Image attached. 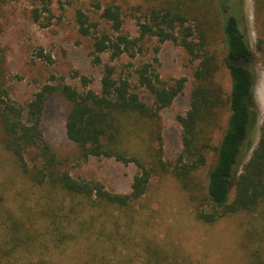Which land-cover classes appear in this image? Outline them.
Instances as JSON below:
<instances>
[{"label": "rangeland", "instance_id": "obj_1", "mask_svg": "<svg viewBox=\"0 0 264 264\" xmlns=\"http://www.w3.org/2000/svg\"><path fill=\"white\" fill-rule=\"evenodd\" d=\"M49 9L45 11V6ZM156 0H0V46L4 57V81L11 98L24 106L34 93L46 83H67L79 91L85 88L100 90L102 65L91 62V38L77 30L75 13L78 9L97 23L100 32L113 35L110 23L101 17L103 8L116 5L121 11L120 33L129 37L138 35L139 24L148 21ZM242 27L254 58L249 64L253 72V99L256 117L245 142L244 163L259 137L264 118V0H241ZM40 13L34 21L32 10ZM222 38L217 34L209 49L221 56ZM159 47L155 52L154 47ZM50 60L38 56V51ZM142 53L130 57L121 55L112 60L110 52L103 53V63L117 68V74H132L131 84L141 97L149 95L136 82L134 70L142 63H150L160 80L169 85L185 77V87L172 104L160 113L161 156L174 163L180 149L179 125L176 114L188 108L192 71L197 61L170 40L158 42L156 36L146 34ZM262 52V53H261ZM85 77L84 85L81 77ZM214 80L229 89L227 71L220 66ZM149 100V99H148ZM65 103L51 97L42 118L44 136L62 164L77 178L93 179L111 192L129 190L137 168L131 162L121 163L113 158H78L77 149L64 130ZM227 113L220 116L214 128V143L225 126ZM140 126V125H137ZM140 133L138 137L136 133ZM128 155L151 163L153 152L159 146L150 137L143 123L136 132H129L121 141ZM207 165L197 169L195 177L200 196L205 194ZM241 167V166H240ZM239 167V168H240ZM44 191L21 176L11 155L0 144V212L9 211L15 217L30 223L38 238L29 250L16 251L12 259L25 264H252L253 252L264 258V202L249 212L224 216L213 223H205L195 216L196 205L209 209L204 200L191 201L179 182L169 172L153 174L144 195L126 207L92 206L81 202L68 214L72 205L66 198L59 203L65 232L57 239L50 238L52 223L40 215L45 202ZM53 199L57 202L60 196ZM203 203V204H200ZM0 214V243L3 223ZM55 239V240H54Z\"/></svg>", "mask_w": 264, "mask_h": 264}, {"label": "trees", "instance_id": "obj_2", "mask_svg": "<svg viewBox=\"0 0 264 264\" xmlns=\"http://www.w3.org/2000/svg\"><path fill=\"white\" fill-rule=\"evenodd\" d=\"M156 1L158 4L150 10L148 21L139 24V33L135 37L120 33L122 18L116 5H108L101 12V17L110 23L113 35L100 32L96 22H91L80 9L76 11L79 34L92 40L91 62L102 65L98 92L92 88L79 91L67 83H46L24 106H20L5 86L0 46V144L13 158L20 175L44 191L46 199L39 212L52 223L50 238L57 239L65 232L66 227L61 222L65 215L60 213L63 207L57 204L65 198L72 203L68 214H74L81 202L106 208L126 207L144 195L153 174L160 172L169 171L191 201L205 199L208 210L198 204L194 209L196 218L205 223L255 210L264 202V118L258 140L242 163L257 106L249 65L254 53L242 27L241 0ZM43 9L49 10L46 4ZM32 17L39 21L37 9L32 10ZM146 34L156 36L158 42L172 41L192 61H197L192 71L188 108L185 113L175 115L180 128L181 149L173 164L161 156L160 113L182 93L186 78L180 77L165 85L152 64L142 63L134 74L139 87L149 95L145 99L132 86V74L118 75L116 66L103 63L101 56L110 52L112 60L123 54L134 57L142 53ZM217 34L222 38L221 56L209 49ZM154 50L158 52L159 47ZM261 51L264 61V49ZM37 54L50 60L41 50ZM220 66L229 75L228 90L214 80ZM81 79L86 85L85 77ZM55 96L65 103L64 130L75 144L78 158L107 157L135 165L137 171L127 192H111L102 182L74 177L63 167L62 159L44 136L42 128L47 102ZM224 113H227L226 123L214 143V128ZM143 123L159 145L150 164L140 157L128 155L121 145L123 137L136 132ZM136 134L140 136V133ZM210 158L205 194L201 197L195 173L207 165ZM56 194L60 196L57 202L53 199ZM0 214L3 219L0 264H25L11 260L12 256L20 249L29 250L38 238V232L9 211ZM253 254L256 261L252 264H264L258 251ZM148 264H157V261Z\"/></svg>", "mask_w": 264, "mask_h": 264}]
</instances>
